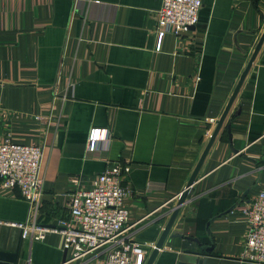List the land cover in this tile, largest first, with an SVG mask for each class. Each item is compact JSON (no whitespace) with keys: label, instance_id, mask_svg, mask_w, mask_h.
Listing matches in <instances>:
<instances>
[{"label":"crops","instance_id":"crops-1","mask_svg":"<svg viewBox=\"0 0 264 264\" xmlns=\"http://www.w3.org/2000/svg\"><path fill=\"white\" fill-rule=\"evenodd\" d=\"M160 4L0 0V141L43 146L40 225L68 219L70 195L119 161L132 188L123 237L153 245L144 264L176 208L151 264L198 252L184 236L212 245L206 264H259L240 208L264 190V0H202L195 26L158 38ZM29 207L0 184V264H88L64 255L61 233L23 238Z\"/></svg>","mask_w":264,"mask_h":264},{"label":"built area","instance_id":"built-area-1","mask_svg":"<svg viewBox=\"0 0 264 264\" xmlns=\"http://www.w3.org/2000/svg\"><path fill=\"white\" fill-rule=\"evenodd\" d=\"M201 4L202 0H161L156 10L157 37L165 33L179 36L188 32L198 22ZM109 137L105 130L100 140ZM98 140L89 135L87 149H95ZM42 154L41 144L17 143L9 137L0 141V184L5 188H17L31 206L28 220L16 224L21 229V236L41 240L51 232L63 234V248L70 261L91 256L88 264H144L153 245L123 237L128 217L123 200L132 193L130 185L124 182L129 165L111 162L96 176L89 189L76 190L70 195L68 219L54 225H40L35 220V213L42 194ZM240 211L248 225L245 256L264 264V190L241 206ZM99 251L101 253L97 254Z\"/></svg>","mask_w":264,"mask_h":264},{"label":"water","instance_id":"water-1","mask_svg":"<svg viewBox=\"0 0 264 264\" xmlns=\"http://www.w3.org/2000/svg\"><path fill=\"white\" fill-rule=\"evenodd\" d=\"M263 36L261 37L260 41L258 42V44H257V46H256L251 58L249 59V61L247 63V66H246L245 70L243 71L242 75L240 76V79H239V81L237 83V86L234 89V92H233L232 96L230 97L229 102H228V104H227L222 116L218 120L217 126H216V128H215V130L213 132V136L215 135V133L217 132L218 128L220 127V125L222 123V120H223L224 116L226 115L227 110H228V108H229V106H230V104H231V102H232V100H233V98H234V96H235L240 84L242 83L244 75H245L246 71L249 69V67H250V65L252 63V60H253L254 56L256 55V53L258 51V48H259L260 43H261V41L263 39ZM213 136H212L211 140L213 139ZM233 151L235 152L236 150L233 149ZM197 170H198V166L195 169V171L192 174V176L190 177L188 183L186 184V186L183 188V190L181 191L180 195L178 196V204L182 203L183 200L185 199L186 195L188 194L189 187L194 181V177H195V174H196ZM176 212H177V208L174 210L171 218L169 219L164 231L162 232L158 242L155 244V246H154V248H153V250H152V252H151L150 256L148 257V259H147L145 264H151L152 263L156 253L158 252V249L162 245V242H163V240H164V238H165V236L167 234V231H168V229H169V227L171 225L172 220L174 219V217L176 215ZM208 225H209V221L206 223V229L207 230H208ZM184 237L186 239L190 240V241H194L197 244H199L200 245L199 246V251L198 252H192V253H186V252L181 253L179 255V257H178L177 264H206L207 255L205 253H207L208 251H210L212 249V245H202V244H200V241L198 240V238L193 237V236H184ZM64 255H66V251L65 250H64Z\"/></svg>","mask_w":264,"mask_h":264}]
</instances>
